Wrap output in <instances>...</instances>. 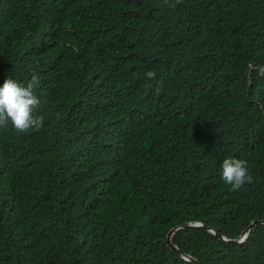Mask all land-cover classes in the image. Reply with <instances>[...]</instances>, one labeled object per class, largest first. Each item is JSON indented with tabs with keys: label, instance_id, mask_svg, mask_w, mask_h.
I'll return each instance as SVG.
<instances>
[{
	"label": "trees",
	"instance_id": "obj_1",
	"mask_svg": "<svg viewBox=\"0 0 264 264\" xmlns=\"http://www.w3.org/2000/svg\"><path fill=\"white\" fill-rule=\"evenodd\" d=\"M259 65L264 0H0L42 118L0 124V264H264L263 224L219 238L264 221Z\"/></svg>",
	"mask_w": 264,
	"mask_h": 264
},
{
	"label": "clouds",
	"instance_id": "obj_2",
	"mask_svg": "<svg viewBox=\"0 0 264 264\" xmlns=\"http://www.w3.org/2000/svg\"><path fill=\"white\" fill-rule=\"evenodd\" d=\"M257 71L264 77V65H259ZM153 75L151 71L146 73L148 78ZM35 79L33 77V80L27 83L12 77L0 80V124L10 122L18 131L40 126L42 118L35 114L40 104V99L33 91ZM219 175L233 190L251 180L247 161L234 156L222 160ZM245 237L242 234L237 242H242Z\"/></svg>",
	"mask_w": 264,
	"mask_h": 264
},
{
	"label": "water",
	"instance_id": "obj_3",
	"mask_svg": "<svg viewBox=\"0 0 264 264\" xmlns=\"http://www.w3.org/2000/svg\"><path fill=\"white\" fill-rule=\"evenodd\" d=\"M257 224H263L264 225V221H259V222H254L252 224H250L243 232V235L246 236V234L248 233V231L255 225ZM185 227H202L200 224H184L182 226V228H185ZM204 228V227H202ZM178 228H174L170 231V233H173L175 230H177ZM209 231L214 234L215 236H218V234L214 231V230H211L209 229ZM219 238L225 242V243H237L236 240H227L223 237H220ZM241 241V240H240ZM167 246L177 255V257H179L180 259L184 260L185 262H187L188 264H198L196 261L192 260L191 258H189L187 255H185L183 252H181L180 250H178L177 248H175L174 246L171 245L170 241H169V236L167 237Z\"/></svg>",
	"mask_w": 264,
	"mask_h": 264
}]
</instances>
